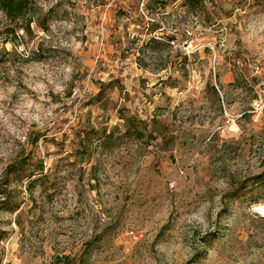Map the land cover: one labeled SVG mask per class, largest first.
<instances>
[{
	"label": "rangeland",
	"instance_id": "rangeland-1",
	"mask_svg": "<svg viewBox=\"0 0 264 264\" xmlns=\"http://www.w3.org/2000/svg\"><path fill=\"white\" fill-rule=\"evenodd\" d=\"M32 1L0 14V264H264V0Z\"/></svg>",
	"mask_w": 264,
	"mask_h": 264
},
{
	"label": "trees",
	"instance_id": "trees-1",
	"mask_svg": "<svg viewBox=\"0 0 264 264\" xmlns=\"http://www.w3.org/2000/svg\"><path fill=\"white\" fill-rule=\"evenodd\" d=\"M191 7H198L200 0H186ZM34 10L32 0H0V14L7 20L8 26L6 31L14 32L18 29L23 31L30 30V24L32 18L30 13ZM264 165V160H262ZM38 169H43V163L39 162ZM264 176V170L259 175V177Z\"/></svg>",
	"mask_w": 264,
	"mask_h": 264
}]
</instances>
